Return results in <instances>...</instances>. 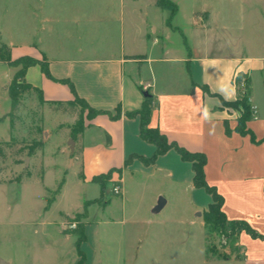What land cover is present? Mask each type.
<instances>
[{"label":"rangeland","instance_id":"374dc122","mask_svg":"<svg viewBox=\"0 0 264 264\" xmlns=\"http://www.w3.org/2000/svg\"><path fill=\"white\" fill-rule=\"evenodd\" d=\"M123 1L126 43L128 33L151 24V0ZM172 1L178 14L171 18L174 30L169 45L186 52L190 38L180 30L186 27L191 11L201 7L223 10L213 4L215 0L211 4L207 0ZM242 1L236 0L234 9L225 13L236 35H243L247 51L264 54V3ZM121 2L0 0V46L22 50L38 45L51 54L105 47L120 52V36L113 28L119 26ZM100 8L113 18L102 32L100 25L89 22ZM157 12H163V18L154 17L156 24L150 32L157 27L159 34L160 23L170 15L161 9ZM5 72L0 64V81L5 80ZM143 97L146 102L148 97ZM9 108L0 98V110ZM59 109L56 112V106L45 105L37 93L28 91L10 116L1 117L0 111V264H77L81 256L86 264H243L232 224L214 226L205 221L206 191L170 178L163 167L185 174L171 158L159 165H143L127 155L129 166L120 184L111 179L104 192L98 183L82 182L79 166L69 161H74L80 135H71L80 112L84 117L88 112L78 103ZM91 166L84 172L86 179ZM115 185L121 186V194L113 193ZM160 198L167 203L154 211ZM69 223L76 226L70 228Z\"/></svg>","mask_w":264,"mask_h":264},{"label":"crops","instance_id":"0c3cea01","mask_svg":"<svg viewBox=\"0 0 264 264\" xmlns=\"http://www.w3.org/2000/svg\"><path fill=\"white\" fill-rule=\"evenodd\" d=\"M157 1L151 0V24L128 33L124 43L125 2L122 0L119 26L113 28L120 36V52H111L105 47L86 53L61 50L51 54L36 45L11 50V57L16 60L27 55L37 60L41 58L48 64L50 76L43 73L39 65L29 67L25 75V81L41 91L45 105L56 106L55 102L66 103L78 96L102 112L93 118L85 117L84 131L77 141L75 153L65 150V153L75 155L74 161H69L72 166H79L82 182L92 183L93 177L116 170L112 180L120 184L129 160L159 165L162 160L171 158L175 167L184 168L185 174L163 167L167 175L180 183H192L194 189H204L209 201L202 212L207 211L212 196L207 189L195 187L192 163L176 148L150 160L156 146L141 137L139 115H128L142 107L143 94L150 97L153 107L149 127L157 129L169 143L205 155V180L222 197V210L227 221H243L258 235L255 237L245 230L236 235L243 264H264V54L247 51L243 35H236L229 15L225 13L226 9H234L236 0H215L213 4L219 6L221 12L208 7L194 9L186 18L184 29L175 27L190 38L186 52L169 45L174 30L171 17L169 23L167 16L166 21L160 23L161 33L158 34L157 27L150 32L156 24L154 17L160 15L162 20L164 15L163 12L158 14L157 9L161 8ZM161 10L171 16L169 10ZM109 21H113L112 15L102 8L89 20L100 25L101 32ZM0 64L6 67L5 80L0 81V98L3 97L10 107L0 110L3 117L11 111L7 88L19 68ZM239 74L249 81L253 118L247 126L255 142L249 135L237 133L235 128L240 113L226 105L237 98L236 78ZM147 85L149 87L145 89ZM90 164L86 179L84 172Z\"/></svg>","mask_w":264,"mask_h":264},{"label":"trees","instance_id":"16d2710c","mask_svg":"<svg viewBox=\"0 0 264 264\" xmlns=\"http://www.w3.org/2000/svg\"><path fill=\"white\" fill-rule=\"evenodd\" d=\"M157 6L161 9L169 10L171 13V18L177 12V6L171 0H158ZM169 23V20L167 21ZM135 59V58H134ZM0 62L6 63L11 67H19L16 72L11 84L8 86L7 91L11 98V111L5 115V117L10 116L20 105L21 96L28 92L33 91L38 94L39 99L42 100V93L37 88L31 86L25 81L26 71L29 67L39 65L43 73L47 76H50L48 64L46 62H41L31 56H21L16 60H13L11 57V49L8 48L5 44L0 46ZM244 79L246 82V90H242L239 87V83ZM236 90H237V98L232 101L226 103L227 106L237 109L240 113L237 118V125L235 130L242 136L249 135L251 140L255 142L254 135L251 130L248 128L247 123L253 118V111L251 109V105L249 103V81L245 76L238 75L236 78ZM146 102L143 103L142 107L134 113H129L128 115H139L140 118V135L141 137L156 146L155 155L150 159L153 160L154 157L158 154H162L169 150L170 148H176L177 151L180 152L181 156L192 163V168L194 172L193 182L195 187L205 188L211 194L213 201L209 204L208 210L205 213V221L214 226L222 225L227 222V218L222 210V197L216 193L214 188L209 187L204 175V167L206 164V157L202 153H191L182 148H179L174 143H169L164 135H162L157 129H153L149 127V119L150 113L153 107L152 99L146 98ZM68 104L78 103L83 108L87 110L86 118H93L94 116L101 114L102 112L96 110L89 106V104L82 98L75 96V99L66 102ZM63 102H55L56 110L60 111L59 107L66 104ZM115 118L116 116H112ZM84 116L83 112H80L79 120L74 125L72 131V138H76L81 135L84 131ZM227 132L229 133L228 124L225 123ZM31 153V152H30ZM29 153V154H30ZM75 153V152H74ZM0 154H1V145H0ZM114 170H111L107 174H102L99 176H95L92 178V182L98 183L100 185L101 191L104 192L106 189V184L108 181L112 179V173ZM222 223V224H221ZM232 227L235 230V235L239 232L245 230L251 233L253 236L257 237L248 224L243 221H232L230 222ZM69 223L68 225H70ZM219 225V226H220ZM65 233V232H64ZM81 237V233L77 234ZM264 237V236H263ZM80 243H83L82 241ZM77 264H86L85 256H81Z\"/></svg>","mask_w":264,"mask_h":264},{"label":"built area","instance_id":"2783aa9c","mask_svg":"<svg viewBox=\"0 0 264 264\" xmlns=\"http://www.w3.org/2000/svg\"><path fill=\"white\" fill-rule=\"evenodd\" d=\"M148 87H149V85H147V86L145 87V89H147ZM239 87H240L242 90H246V82H245L244 79H242L241 82L239 83ZM113 193L116 194V195L121 194V188H120L119 185H115V186L113 187ZM75 226H76V225H75V224H72V223L69 225L70 228H74Z\"/></svg>","mask_w":264,"mask_h":264},{"label":"water","instance_id":"95a60500","mask_svg":"<svg viewBox=\"0 0 264 264\" xmlns=\"http://www.w3.org/2000/svg\"><path fill=\"white\" fill-rule=\"evenodd\" d=\"M71 143L73 144V142ZM72 149H73V146H72ZM26 164H28V158L26 160ZM164 205H165V200L163 198H160L157 206L155 207V211L161 210ZM1 264H7V263L2 261Z\"/></svg>","mask_w":264,"mask_h":264}]
</instances>
